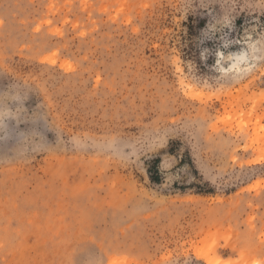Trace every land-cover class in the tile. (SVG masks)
I'll return each instance as SVG.
<instances>
[{"label":"rangeland","instance_id":"rangeland-1","mask_svg":"<svg viewBox=\"0 0 264 264\" xmlns=\"http://www.w3.org/2000/svg\"><path fill=\"white\" fill-rule=\"evenodd\" d=\"M0 264H264V0H0Z\"/></svg>","mask_w":264,"mask_h":264},{"label":"trees","instance_id":"trees-1","mask_svg":"<svg viewBox=\"0 0 264 264\" xmlns=\"http://www.w3.org/2000/svg\"><path fill=\"white\" fill-rule=\"evenodd\" d=\"M150 178L153 179V176L151 175Z\"/></svg>","mask_w":264,"mask_h":264}]
</instances>
